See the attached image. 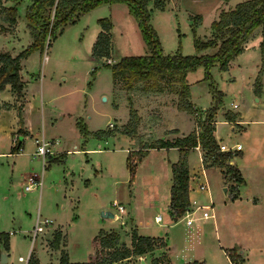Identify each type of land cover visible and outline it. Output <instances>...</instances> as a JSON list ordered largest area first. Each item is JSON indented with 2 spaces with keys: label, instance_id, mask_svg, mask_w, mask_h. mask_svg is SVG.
<instances>
[{
  "label": "rangeland",
  "instance_id": "rangeland-1",
  "mask_svg": "<svg viewBox=\"0 0 264 264\" xmlns=\"http://www.w3.org/2000/svg\"><path fill=\"white\" fill-rule=\"evenodd\" d=\"M223 1L179 0L175 5L170 0L167 6L169 9L167 12L170 15L163 14L161 10H153L151 21L158 29L165 52H174L179 48L184 54L198 53L194 46V33L204 37L210 32L211 23L218 17L220 7L234 6L243 0H230L228 4L224 2L222 5ZM151 3H148L147 8H150ZM110 7H112L111 10ZM18 14L21 18L19 28L22 39L19 42L20 47H17V44L15 46L20 51L23 48L21 44H25L24 47L27 46L30 35L28 31L27 37L24 34L22 24L26 12L22 4L18 5ZM190 14H193L192 18ZM200 15H202L200 26L192 30V22L194 24ZM105 16L113 22L111 29L112 59L116 61L124 55H140L148 52L137 21L128 11L127 4L120 2L113 6L102 5L92 12L83 14L76 23L67 25L49 45L48 41L46 42L42 52L34 50L28 56L23 71L29 80L27 91L21 99H18L15 107L0 115V129L12 128L13 131H18V138L25 135L26 130L30 131V134L24 136L23 147L26 151L35 147L34 135L37 133L44 132L49 141L50 139L59 140L52 146L55 153L46 158L41 192L35 189L30 192L25 191L26 181L22 180L25 174L41 175L43 170L41 158L40 161L38 158L29 159L27 156L20 162L15 159V153L11 149L9 150L11 155L2 157L0 230L14 231L13 248L16 250L14 251L15 262L18 264H20L17 260L18 254L26 256L31 246L33 254L39 257L38 264H49L50 262V256L45 254L42 247V232H39L34 240L32 234L24 236L26 232L24 229L27 230L32 225L34 226L38 215L41 220L48 218L53 221L49 225V230L58 225L66 229L68 251L71 259L75 261L90 259L94 251L93 237L100 227L110 228L109 230H125L135 225L140 227L139 231L142 234L147 235L156 231L161 223L165 222L167 209L163 199H159L160 202L156 204L148 203L150 190L145 182L146 168L141 173L142 179L134 185L133 189L132 182L135 178L130 181L126 153L121 150L125 147L126 139L120 135L110 136L106 138L107 140L104 139L106 136L98 137L92 134L84 136L76 124L77 120L81 124L85 121L89 130L109 128L114 133L120 132L128 122L132 104L138 115L134 142L140 149L162 133H159L157 129L148 131L147 116L150 111L155 121L158 122L161 119L160 105L163 102H171L170 94L169 98L167 96L168 99L163 101L154 93L139 90L127 91L114 87L112 71L105 66L106 61L110 62L112 59L95 58L90 52L92 26L98 23L97 18ZM257 32L261 33L260 27ZM255 35L254 31L249 38L253 40L252 42L262 39V35L256 37ZM246 43L247 41L244 47ZM259 43L258 47L251 49L247 64L242 70L235 65L230 72L222 71L216 62L208 70L211 75L210 79L204 78L205 68L203 66H199L188 75L193 99L200 106L206 107L215 103L211 84L214 88L223 91L216 116L217 136L218 140L224 141L228 146H234L237 143L244 146L242 150L244 154L239 152L231 157L235 166L241 169L242 177L245 176L248 180L244 193L247 188L257 187L256 180L264 176V167L260 168V163L264 166V95L260 92L261 100H257L256 96L259 99L260 94L254 96L251 86L253 85L254 88V84L248 79L255 69L258 54L260 59L257 62L259 70L256 71V76L262 70L260 74L262 82L264 59H262ZM5 45L11 49L14 43L9 38ZM46 54L48 59L45 60ZM232 75L235 76V80L228 78ZM23 98L25 105L22 107L21 121L18 111L21 106L19 101L23 102ZM233 103H238V108H234ZM228 110L235 113L237 110H244V117L248 119V124H246L248 133H243L242 128L239 129L237 125L232 128L233 122L225 121L224 113ZM197 111L198 116L202 118L204 116L202 110L197 108ZM124 116L127 117L124 123H121ZM110 122H113L112 127L109 126ZM21 128L24 133L19 132ZM88 148H93V150H87ZM231 152L235 151L231 150ZM192 160L195 164L199 161L197 151H194ZM227 179L235 180L230 176ZM212 180L215 184V179L212 178ZM201 181L203 180L196 178L194 185L197 186ZM145 187L147 192L142 194ZM129 188L135 192V197H131L130 200L125 196V190L127 192ZM217 193L219 194L218 199L228 202L235 192L230 187L228 193H225L223 188H217ZM118 205L124 206L125 209L120 210ZM222 212L227 214L226 223L221 225L223 231L232 226L238 230L241 228L245 230L249 227L247 230L253 228L264 231V203L258 208H251L246 203L241 205L228 203ZM156 214L163 216L161 223L155 221ZM127 215L132 216V224L127 219ZM239 216L240 220L237 221ZM205 221L207 222L206 227L204 225L205 233L211 235L212 221L209 219ZM185 223L186 220L178 224L176 228L183 230ZM132 230L131 227L126 233L131 235ZM120 238L122 240L125 238L121 232ZM237 238L235 235L231 236L232 241H237ZM63 239L65 240V236ZM154 254L156 253L152 251L144 255L148 264ZM12 256L13 253L10 254V257ZM57 257L58 255H53L51 258L56 261ZM214 259H217L216 255ZM53 264L58 263L53 262ZM116 264H140V257L133 255Z\"/></svg>",
  "mask_w": 264,
  "mask_h": 264
},
{
  "label": "trees",
  "instance_id": "trees-1",
  "mask_svg": "<svg viewBox=\"0 0 264 264\" xmlns=\"http://www.w3.org/2000/svg\"><path fill=\"white\" fill-rule=\"evenodd\" d=\"M4 0H0V21L6 22L7 26L0 22V30L7 32L12 30L17 22V4L20 0H10L14 4L6 6ZM6 1V0H5ZM152 1L155 8L163 9L164 0H31L26 8L27 26L33 37V41L24 47L18 54L12 55L7 50H0V90L6 84H10L11 89L21 99L24 94L25 81L22 79L20 71L22 69V59L29 56L34 50H44L46 42L48 45L69 24L76 23L79 18L103 3H126L129 12L137 21L143 40L148 52L140 55H124L117 61L105 63L112 71L113 85L116 88L127 91L142 89L148 91H170L177 95V107L180 110L195 114L197 109L190 100V86L187 81V73L196 70L199 66L205 68V79H210L208 72L213 63H218L221 70H226L229 62L244 50V43L252 36L253 32L260 27L262 40L260 47L264 58V0H243L233 8L221 9L218 17L211 23L212 36L202 38L194 33V46L197 51L208 47L217 48L214 53L204 54H183L180 50L174 53H164L158 33L150 21L151 10L147 8ZM201 15L193 27L199 23ZM101 27L93 45L91 54L95 58H110L112 49V20L105 16L98 19ZM194 30V29H193ZM48 36V37H47ZM220 41V43H219ZM259 71L255 78V93L260 94L261 77ZM211 90L215 98V103L204 109L203 118L197 119L198 129L188 134L177 136L173 139L156 138L154 141L140 149H131L127 156V167L130 173V181H133L138 164L146 155L150 147H177L179 158L171 164L173 172V184L171 186L170 208L171 215L175 220L182 217L189 209V150L197 145H201L205 151L204 160L209 155L214 163L223 169V172L234 178L236 181H243L239 175L237 166L229 163V159L240 151L226 152L219 149L215 136L214 115L222 101L223 92L214 88ZM18 115L22 121V105L19 107ZM237 113L226 111L225 117L228 121H235ZM79 131L84 136L96 135L98 137L109 136L114 133L112 129L88 130L87 126L80 121L76 122ZM138 124L137 110L130 106L128 122L120 130L121 133L133 135ZM19 132L24 133L21 128ZM23 139L16 138L15 145L11 151L18 152L22 147ZM233 189H237L233 187ZM232 197H236L233 194ZM62 233L55 230L52 246L59 247ZM9 233L0 231V249H9ZM95 256L93 260L71 262L68 254L62 251L61 264H116L133 255L142 256L156 248H163L166 240L163 236L141 235L134 228L131 232V246H127L121 241L120 234L115 230H105L101 228L93 238ZM230 258V263L236 264L242 260L236 253L235 248L226 249ZM32 263L35 264L33 257ZM150 264H171L167 253L163 252L151 259ZM185 264H202L197 260Z\"/></svg>",
  "mask_w": 264,
  "mask_h": 264
},
{
  "label": "crops",
  "instance_id": "crops-1",
  "mask_svg": "<svg viewBox=\"0 0 264 264\" xmlns=\"http://www.w3.org/2000/svg\"><path fill=\"white\" fill-rule=\"evenodd\" d=\"M169 1L166 0L165 6L163 9L155 8L153 6V2L151 3V1H150L149 4L151 3V5H149V7H150V9H152L151 12H153V10L156 9V10H161L162 12H164L163 14L170 15L167 12V10H169V9H167ZM172 1L174 2L175 5H177L179 0H172ZM224 2L228 4L230 2V0H224L222 5H224ZM30 3H31V0H20L19 3L17 4V12H18V5L19 4H22L24 6V9L26 12V8ZM116 3H120V2H115V3H111V4L103 3L101 5L96 6L95 8L91 9L90 11L92 12V11L98 9L99 7H102V5H105V4L113 6ZM3 4L6 6H11L14 4V2L10 1V0H6V1L4 0ZM124 4H126V3H124ZM234 6H229L226 8L230 9V8H233ZM111 8L112 7H110V10H111ZM127 8H128V6H127ZM226 8H225V6L220 7V9H218V14H219L221 9H226ZM128 11H129V9H128ZM218 14H217V16H218ZM192 15L193 14L189 15L190 18H192L191 17ZM151 16H152V13H151ZM20 19H21L20 15L18 14L17 22L14 25L12 30H9L7 32H3L0 30V50H7L12 55H16L24 48L25 44H21V46L23 48L20 51H18V49H16V46H15V44H17V47H20L19 42H21V39H22L21 30L19 28L20 23H21ZM98 19L99 18H97V20ZM150 21H151V17H150ZM0 22L7 26L6 22H2V21H0ZM201 22H202V15H201V20L199 21L198 24H196V26L193 27V22H192V24H191L192 30L197 29L200 26ZM27 23H28V21H27L26 16H25L23 19L22 26H24V34L26 35V37L28 36L27 31L29 32V35H30V36H28L29 37L28 43H27V45H28L33 41V37L29 31ZM151 23H152V21H151ZM152 25H153V23H152ZM155 27H156V25H155ZM100 29H101V27H100L99 23H97V22L92 26L91 35H90V46H91L90 52L92 51V45H93ZM155 29H157V28H155ZM257 29H259V27ZM257 29L255 30V33H256L255 37L262 35L261 33L257 32ZM177 30L179 31V28ZM156 31L158 33V29ZM212 33L213 32L211 29L210 32L208 34H205V36L202 38H209L212 36ZM158 36H159L161 46H162L163 42H162V38L160 37L159 33H158ZM198 36H200V35H198ZM255 37H253V39ZM9 38H11L12 43H14V45L11 47V49L9 47H7V45H5L6 40ZM261 40L257 41V42H252L253 40L251 41V39L247 40V43H246V46L244 47V50L240 54L235 56L233 59H231L229 62L228 68L226 70H222V71L230 72L232 70L233 66H235V65H237L238 69L242 70L244 68V66L247 64L246 61L249 57L251 49H255L256 47H258V42H261ZM259 45H260V43H259ZM162 48H163V46H162ZM178 50H180V49L177 48L176 51H178ZM163 51H164V53L176 52V51L165 52L164 48H163ZM215 51H216L215 47H208L206 49H202V50H199L197 52H198V54H204V53H210L211 54V53H214ZM253 52H255V51H253ZM194 54H196V53H194ZM46 56H47V54H46ZM27 58H28V56L26 58L22 59V61H21L22 69L20 71L22 79L25 81L24 93L27 91V86H28V81H29L25 77V74L23 72L24 66H26L25 61ZM110 58H108V59H110ZM46 59H48V56L45 58V60ZM100 59H106V58H100ZM259 59H260V57L257 54L256 61H255L256 62L255 63V69L253 71V74L251 73V77H248V79H250V82H252V84H254L253 80L255 79L256 71L259 70V64L257 63ZM262 59H264L263 56H262ZM113 62H115L114 59H112L110 61V63H113ZM106 63H107V61H106ZM190 72H192V71H190ZM190 72L187 73V81H188V75ZM254 73H255V76H254ZM232 76H229L228 78L231 80H235V76L234 75H232ZM188 84L190 86L189 82H188ZM251 86H252V89L254 90L253 94L255 96V94H256L255 93V87L253 88V85H251ZM134 90H139V91L148 92V93H154V94H156V97H160L161 99H163V101L168 99L169 98L168 95L170 94L171 102H168V103L163 102L160 105L159 111H160L161 119H159L158 122L155 121V117H154L152 111H150V114L147 116V118H148V121H147L148 131H152L154 129H157V131L159 133L162 132L158 138L162 137V138L173 139L177 136H182L184 134H188L189 132L197 129L196 120L201 118L198 116L199 112L197 111V113L191 114V113H188L187 111L178 109V107H177V95L174 92H170V91H158L157 92V91H148V90H142V89H134ZM260 92L262 95H264L263 94V92H264V74L262 76L261 91ZM261 94L259 96V99L256 96V99L259 101L261 100ZM167 96H168V98H167ZM190 100L193 102L196 109L199 108L202 110V114L204 113V109H206L212 105L211 104V105L206 106V107L200 106L193 99V92H192L191 86H190ZM17 102H18L17 96L14 93V91L11 89L10 84H6L5 88L0 90V115H3L4 112L15 107ZM233 104H236V103H233ZM19 105H22V107H24V105H25L24 98H23V102L21 100L19 101ZM233 107L238 108V103L236 104V106L233 105ZM217 112L218 111H216V113L214 115L215 130H214L213 134L215 136L217 143L220 144V143H224V141L218 140V136H217V122H218V120H216ZM236 112H237L238 116L236 117L235 121H228L226 119V117H225V121H227L228 123L233 122L234 124L232 123V128H235V125H237L239 129L242 128L241 130L243 131V133H245V134L248 133V131H246L247 130L246 124H248V119H246L244 117V110H237ZM127 116L123 117V122H121V123H124ZM128 119H129V117H128ZM84 123H85V121H84ZM85 125H86V123H85ZM15 131H13L12 128L0 129V169L2 168V160H3L2 157H8L9 155H11V152L9 150L12 148V146L15 145L16 138L18 137V135H17L18 131H16L15 135H13V133ZM90 131H94V130H90ZM25 132H26L25 135L30 134L29 130H26ZM25 135H22V138H19V139L20 140L23 139V141H24ZM113 135L114 136L120 135L121 137H124L126 139L125 147H122L121 150L125 151L126 160H127V156H128L129 151L131 149H138V147H139L134 142V139L136 138V136L134 134L128 135L125 133L117 132V133H113L112 135L104 137V139L107 140L106 138H109L110 136H113ZM34 136H35L34 137L35 147L34 148L32 147L26 151L25 148L23 147V143H22L21 149L18 152H15V156H16L15 159L16 160H19L20 162H22L23 160H25V158L27 156L29 157V159H31V157L34 159L35 158L40 159V157L35 154L36 144H37L36 140L40 139V138H44L45 140H48V139L45 136L44 132H41V134L37 133ZM55 140H58V139H53V140L50 139L51 142L55 141ZM58 142H59V140H58ZM243 148H244V146L241 145V149L238 151L243 153L242 152ZM87 150H93V148H88ZM194 151H197L198 156H199V161L196 164L192 160ZM204 154H205V151L201 145H197L196 147L191 148L189 150V153H188L189 200H190L189 208L194 210V212L192 214L194 219H193V223L191 225H187L185 223L186 225H184L183 230H180V229L178 230L176 227L178 224L185 221V218L180 217L178 220H175L171 215V208H170L171 186L173 184V172H172L171 164L173 162H176L179 158L178 148L177 147H159V148L150 147V148H148L146 155L143 157V159L138 164L136 175H135V180L132 182L133 189H134V185L139 183V180L142 179L141 173L143 172V169L146 168V170H145L146 171L145 182H146V185L148 186V189L150 190V194H149L150 199H149L148 203L156 204V203L160 202L161 199H163L164 204L166 205V209H167L165 222L163 224L161 223L163 221V216H161V221L158 222V223H161V225L158 227V229L154 232L147 234L149 236H163L166 240L165 247L156 248L155 250H153V252L156 253V254H154L153 257H157L160 254H162L163 252H165L169 256L171 264H185L188 262H192L194 260L202 262V264H228V263H230V258L228 256L226 249L235 248V250H236L235 252L238 253L240 255V257L242 258V260L236 264H264V231L263 232L261 230L258 231V229H253V228L251 230H247V229H249V227H246L245 230H243L242 228L240 230H238L234 226L230 227L226 231H223L221 229L222 223H224V222L226 223V221H227L226 220L227 214L222 212V211L228 203H231V205H233V204L241 205L242 203H246L251 208H253V207L258 208L262 205V203H264V176H262L256 180L257 185H258L257 187H251L250 186L251 188L250 189L247 188L245 190V193H244V188L248 185V180H246L245 176H243L245 178V179H243L241 172L239 175L242 177L243 180H245L244 182L242 181V183H241V182H238L235 180L230 181L229 179H227V177L229 175L225 174L223 172V169L221 167H219L216 163H214L213 159L209 155L206 156L207 160L205 162ZM40 161H41V159H40ZM228 162L231 163L232 165H235L233 163L234 161L232 158H230ZM262 167H264L263 163H260V168H262ZM240 170L241 169H239V171ZM43 171H44V168L42 170L41 175H39L37 173H33V174H29V175L28 174L23 175L22 180L26 181V184L28 183V181L30 180V178L32 176L39 177L41 179V182H42L40 189H36L37 187L27 189L26 185H25V187H24V189L26 188L25 191L30 192V191H33L35 189V190H39L41 192V189L43 186ZM128 172H129V170H128ZM196 178H200L203 180V181L199 182V184L197 186L194 185V183H195L194 180ZM212 178L215 179V184H214V182L212 183V181H213ZM230 187H231V190L233 189V187L237 188L236 190L233 189L235 192L234 194H236V197L235 198L230 197V200L228 202L222 201L221 199H218L219 194L217 193V188L218 189L227 188L225 190V193H228ZM146 192H147V188L145 187L142 194H145ZM125 196H127V199L130 200L131 197H135V192L131 188H129V190H127V192L125 190ZM143 205L145 207H147L145 204H143ZM148 208H150V207H148ZM124 209H125V207L123 206L122 210H124ZM204 211H207L211 215L208 218H204V215H203ZM129 213H130V211H129ZM155 216H157V214ZM155 216H154V219H155ZM126 217H127V219L130 220L129 222H131V224H132V221H133L132 216L130 217L129 215H127ZM37 218L41 219L40 215H38ZM208 219L212 221L211 222V229H212L211 235H206L205 230H204V225L206 227V223H207L205 220H208ZM49 220H50V223L45 224L42 231H40V232H42V241H41L42 247L44 249L45 254H48V256H50L49 264H51V263L53 264V262L61 264L60 258H61L62 251H65L68 254V258L71 262H81L80 260L75 261V260L71 259V257H70V253L68 251V240H67L66 229L61 227L60 225H58V226L53 227L51 230H49L50 229L49 225H51L53 223V221L51 219H49ZM239 220H240V216H239V218H237V221H239ZM36 221H37V219H36ZM36 221H35V224H36ZM34 226L32 225L31 227H34ZM31 227L28 228L27 230L24 229V231H26L24 233V236L27 237V235L31 234V230L33 229V228L31 229ZM131 227L133 229L135 228L139 234L145 235L139 231L140 227H137L135 225L134 226L131 225L130 228ZM101 228H103L105 230L110 229V228L100 227L98 229V231ZM130 228L125 229V230H121V229L115 230L119 234H120V232L122 234H124L125 238H123V240L122 239L121 240L125 241L127 246H131V235L129 233H126ZM159 228H161V229H159ZM46 230H47V232H45ZM55 230H60L62 233V235H61L62 237H61L59 247H54L51 244ZM0 231L8 232L9 236H10L9 237V249L7 250V262H6V264L7 263L18 264L15 262V252L14 251H16V250L13 248V239H12L13 236L12 235H14V231H12L11 229H2ZM98 231H97V233H98ZM232 235L233 236L235 235V237H238L236 239L237 241L231 240ZM64 236H65V240L63 239ZM11 253H13L12 257H10ZM145 254H143L142 256H139V257L140 258L143 257L145 259V256H144ZM18 255H21V253H19ZM53 255H58L56 261L52 260L51 257ZM215 255L217 256V259H214ZM94 256H95V247H94V251L91 254V257L89 260H93ZM33 260H34L35 264H38L40 262L39 257L36 254L35 255L33 254ZM89 260H83V261H89ZM146 262H147V260H146Z\"/></svg>",
  "mask_w": 264,
  "mask_h": 264
},
{
  "label": "built area",
  "instance_id": "built-area-1",
  "mask_svg": "<svg viewBox=\"0 0 264 264\" xmlns=\"http://www.w3.org/2000/svg\"><path fill=\"white\" fill-rule=\"evenodd\" d=\"M46 57L47 56L45 55V58ZM233 105L236 106V104H233ZM109 126L112 127L113 126V122H110ZM36 141H37V144H36L35 154L42 159L43 168H45V165H46V162H47L46 158H47L48 155H51V154L55 153V150L52 149V146L54 144L58 143V140H55V141L51 142L49 140H45L44 138H40V139H37ZM219 149L221 151H226V152H231V150L238 151V150L241 149V144L237 143L234 146H228L225 143H220L219 144ZM41 185H42L41 179L39 177H37V176H32L30 178V180L28 181V183L26 184V188L27 189H31V188H35V187L40 188ZM118 208L120 210H122L123 206L122 205H118ZM193 212H194V210L189 208V209L186 210L185 214L182 216L183 218H185L187 225H191L193 223V219H194V217L192 216ZM203 215H204V218H207L211 214H209L207 211H204ZM155 220L157 222H160L161 221V215L155 216ZM49 223H50L49 219L41 220V219L37 218L36 224H35V226L33 227L32 231H31L33 240L37 237L38 233L40 231H42L44 225L45 224H49ZM32 255H33V250H32V246H31L26 256L19 255L17 259L20 262V264H33L32 263V259H31Z\"/></svg>",
  "mask_w": 264,
  "mask_h": 264
},
{
  "label": "water",
  "instance_id": "water-1",
  "mask_svg": "<svg viewBox=\"0 0 264 264\" xmlns=\"http://www.w3.org/2000/svg\"><path fill=\"white\" fill-rule=\"evenodd\" d=\"M20 138H22V136ZM226 189L227 188H224V191ZM104 215H106V214H104ZM6 262H7V250L5 248L1 247V249H0V263L6 264ZM140 264H147L146 260L143 257L140 258Z\"/></svg>",
  "mask_w": 264,
  "mask_h": 264
}]
</instances>
